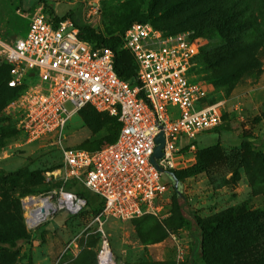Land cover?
Returning a JSON list of instances; mask_svg holds the SVG:
<instances>
[{
    "label": "rangeland",
    "instance_id": "rangeland-1",
    "mask_svg": "<svg viewBox=\"0 0 264 264\" xmlns=\"http://www.w3.org/2000/svg\"><path fill=\"white\" fill-rule=\"evenodd\" d=\"M39 9L68 16L106 38L120 36L132 18L153 15V25L170 23L178 32L199 37L201 57L216 54V71L227 76L225 81L215 80L212 70L198 67V61L192 74L211 102L221 104V124L198 135L195 150L179 152L174 172L191 214L201 219L226 214L228 227L240 223L245 228L243 237L253 231L260 235L264 250V0H158L154 8L151 0H0V44L24 37ZM218 10L231 15V22L246 23L239 31L228 26L209 36L198 34L211 29L209 18ZM1 49L0 237L25 233L34 239L17 253H0V264H97L100 232L90 208L78 215L57 211L35 227L28 221L31 210L22 206L28 196H46L60 188L83 193L89 201L95 196L80 184L53 177L60 153L50 136L27 141L18 130L10 108L15 93L5 85ZM116 134L115 119L90 108L73 114L65 128L66 143L85 151L111 144ZM162 181L166 190L156 197L150 217L104 223L114 264H210L198 259L200 248L178 216L173 183L166 175ZM249 259L245 251L231 264Z\"/></svg>",
    "mask_w": 264,
    "mask_h": 264
},
{
    "label": "built area",
    "instance_id": "built-area-1",
    "mask_svg": "<svg viewBox=\"0 0 264 264\" xmlns=\"http://www.w3.org/2000/svg\"><path fill=\"white\" fill-rule=\"evenodd\" d=\"M0 47L11 66L8 86L23 87L10 104L18 130L27 141L50 136L61 156L53 177L80 184L103 202L95 217L97 264H107L113 254L104 223L154 214L155 199L166 190L163 174L150 161L156 137L163 133L159 166L174 171L179 152L195 150L197 136L221 124V104H204L209 92L192 74L202 40L188 32L165 35L148 23L131 24L122 48L136 61L135 85L116 74L111 49L81 39L71 19L55 22L41 9L31 17L24 37ZM86 106L118 119L115 142L95 151L66 143L69 118ZM86 205L84 197L63 188L28 196L22 204L40 216L35 226L60 210L77 215Z\"/></svg>",
    "mask_w": 264,
    "mask_h": 264
},
{
    "label": "trees",
    "instance_id": "trees-1",
    "mask_svg": "<svg viewBox=\"0 0 264 264\" xmlns=\"http://www.w3.org/2000/svg\"><path fill=\"white\" fill-rule=\"evenodd\" d=\"M157 2L158 0H151V8H154ZM48 16L54 19L55 22L69 18L68 16H64V17H57L51 15ZM152 17L153 15L142 18H132L121 27L120 30L121 35L112 38L104 37L103 35L97 33L93 28L89 26H81L75 20H73V23L76 27H78L79 36L81 39L95 46L107 47L111 49L114 53V68L116 74L121 79L125 81H129L131 82V84L135 85L138 83L137 82L138 67L136 61L128 51L122 49V36L127 30V28L131 24L135 22H139V23H148L153 28L161 31L165 35H176L181 33L176 31V29H174L173 27L174 25L170 23L157 24V25L151 24L150 19H152ZM209 21H210L209 28L211 29L200 30L198 34L209 36L210 31L214 29H221V27L227 28L228 26L237 29L239 31L240 27H242L244 23H246L244 21L231 22L232 21L231 15H229L228 18L227 16L222 14L221 10H218L213 18H209ZM203 49L204 46L200 49V53L195 59V61L196 62L198 61L199 63V64L197 63L198 67L200 65L208 70H212L213 77L215 80L223 79L225 81L226 80L225 77L227 76L220 75L216 71V64L218 62L216 54L210 53L205 55L204 57H201L203 53ZM10 70H11V66L6 64L5 85L8 90L15 93V98L13 99L14 101L16 98L19 97L23 87L12 88L8 86V81L10 80ZM204 71L208 72L206 70ZM207 80L208 81L211 80V77L210 78L207 77ZM204 102H205L204 104H208V105L214 104L211 102V98L205 99ZM87 108L95 110L91 106H86L81 110ZM112 118H114L117 123V134L115 140L113 141L115 142L118 137L119 131L121 129V123L118 121L116 117H112ZM60 160H61V156H60ZM59 167L60 164L58 168ZM176 177L179 179L177 174ZM72 183L75 186L77 185L74 182ZM65 190L71 191L70 189H65ZM74 193L85 198L83 193H79V192H74ZM183 200H184V196L178 198L176 194V209L178 216L180 220L186 225L187 229L191 232V237L193 238L194 244L200 248L198 252L199 260H203L204 262H208L210 264H231L234 257H237L238 260L239 258H241V255L246 251L247 255L250 257L247 264H264V250H260L261 248L260 242L262 241V237H260V235H255L253 231L250 234V236H248L247 238L243 237V232L245 231V228L242 227L240 223L233 224L231 227H228L227 226L228 222L226 220L228 216L226 214H218L210 219H201L198 216L191 214V212L187 210L186 204L185 202H183ZM86 208H90L94 212V218H95L101 212L103 208V202L95 196L93 201L87 200V205L81 212H83ZM150 216L151 215H146L131 222H135ZM228 234L231 237H228ZM33 239H34L33 237L25 233H17L8 237H0V253L2 254L17 253L23 246L30 244L33 241Z\"/></svg>",
    "mask_w": 264,
    "mask_h": 264
},
{
    "label": "water",
    "instance_id": "water-1",
    "mask_svg": "<svg viewBox=\"0 0 264 264\" xmlns=\"http://www.w3.org/2000/svg\"><path fill=\"white\" fill-rule=\"evenodd\" d=\"M155 148H154V152L153 155L150 159L151 163L159 170V172H161L163 175H166L171 182L173 183L175 192L177 194V197H181L182 195V182L176 177V174L174 171H168V170H164L162 169L158 162L159 160L163 157V147H164V136L163 133H160L156 139H155Z\"/></svg>",
    "mask_w": 264,
    "mask_h": 264
},
{
    "label": "bare ground",
    "instance_id": "bare-ground-1",
    "mask_svg": "<svg viewBox=\"0 0 264 264\" xmlns=\"http://www.w3.org/2000/svg\"><path fill=\"white\" fill-rule=\"evenodd\" d=\"M53 174H54V175H57L58 173H57V171H55V172H53ZM37 202H38V201H37ZM39 203H45V201H44V200H40ZM47 206H48V208L51 209L50 205H47ZM39 217H40V216H37V217L35 216V212L30 211V218L28 219L30 225H31V226H32V225L35 226V225L37 224V221H38L37 219H38ZM104 260H105V259H104ZM100 264H106V263H104V261L102 260ZM107 264H114V260L112 259L111 261H108Z\"/></svg>",
    "mask_w": 264,
    "mask_h": 264
},
{
    "label": "crops",
    "instance_id": "crops-1",
    "mask_svg": "<svg viewBox=\"0 0 264 264\" xmlns=\"http://www.w3.org/2000/svg\"><path fill=\"white\" fill-rule=\"evenodd\" d=\"M18 38V37H17ZM14 41V40H13Z\"/></svg>",
    "mask_w": 264,
    "mask_h": 264
}]
</instances>
